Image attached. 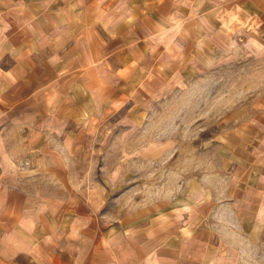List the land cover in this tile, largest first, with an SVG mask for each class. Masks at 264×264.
<instances>
[{
	"label": "crops",
	"instance_id": "crops-1",
	"mask_svg": "<svg viewBox=\"0 0 264 264\" xmlns=\"http://www.w3.org/2000/svg\"><path fill=\"white\" fill-rule=\"evenodd\" d=\"M260 52L264 0H0V264H264V113L217 192L205 187L173 227L102 226L95 215L68 229L38 223L52 217L47 200L25 190L13 156L15 130L33 124L27 156L29 139L49 134L41 124L62 119L53 92L62 107L78 85L62 88L63 75H91L99 104L115 70L178 74Z\"/></svg>",
	"mask_w": 264,
	"mask_h": 264
},
{
	"label": "rangeland",
	"instance_id": "rangeland-1",
	"mask_svg": "<svg viewBox=\"0 0 264 264\" xmlns=\"http://www.w3.org/2000/svg\"><path fill=\"white\" fill-rule=\"evenodd\" d=\"M258 54L178 74L115 70L112 97L99 104L90 96L91 75H63L62 88L77 81L78 90L67 91L62 107L60 91L53 92L51 111L62 119L41 124L46 138L29 139L35 148L26 156L21 146L33 124L14 132L25 190L44 196L42 209L52 216L38 223L68 229L80 215L127 229L181 221L205 187L217 192V178L250 140L249 123L264 113V53Z\"/></svg>",
	"mask_w": 264,
	"mask_h": 264
}]
</instances>
